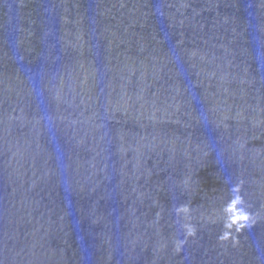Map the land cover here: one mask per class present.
<instances>
[{
  "label": "water",
  "instance_id": "95a60500",
  "mask_svg": "<svg viewBox=\"0 0 264 264\" xmlns=\"http://www.w3.org/2000/svg\"><path fill=\"white\" fill-rule=\"evenodd\" d=\"M0 264H264V0H0Z\"/></svg>",
  "mask_w": 264,
  "mask_h": 264
},
{
  "label": "clouds",
  "instance_id": "9594fccd",
  "mask_svg": "<svg viewBox=\"0 0 264 264\" xmlns=\"http://www.w3.org/2000/svg\"><path fill=\"white\" fill-rule=\"evenodd\" d=\"M231 191L233 193L232 199L226 205V210L229 213V219L231 221L228 224L229 227H231L232 223H239L241 220L247 221L249 219V214L243 209V198L240 195L239 186H233ZM176 211L179 214L182 211L186 212L187 209L185 207H181L177 208ZM233 212H236V214L232 215ZM239 227H244V224L240 223ZM221 238H226V236ZM179 243H183V241H180Z\"/></svg>",
  "mask_w": 264,
  "mask_h": 264
}]
</instances>
